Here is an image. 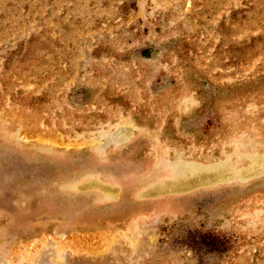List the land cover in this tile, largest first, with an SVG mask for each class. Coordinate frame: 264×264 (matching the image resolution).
Here are the masks:
<instances>
[{
    "label": "rangeland",
    "instance_id": "1",
    "mask_svg": "<svg viewBox=\"0 0 264 264\" xmlns=\"http://www.w3.org/2000/svg\"><path fill=\"white\" fill-rule=\"evenodd\" d=\"M0 264H264V0H0Z\"/></svg>",
    "mask_w": 264,
    "mask_h": 264
},
{
    "label": "bare ground",
    "instance_id": "2",
    "mask_svg": "<svg viewBox=\"0 0 264 264\" xmlns=\"http://www.w3.org/2000/svg\"><path fill=\"white\" fill-rule=\"evenodd\" d=\"M188 184H189V181H185V182L183 183L182 187L186 188V187H188ZM177 188H178V187H177Z\"/></svg>",
    "mask_w": 264,
    "mask_h": 264
}]
</instances>
